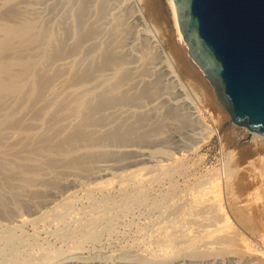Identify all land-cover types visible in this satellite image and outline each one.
<instances>
[{
  "label": "bare ground",
  "instance_id": "bare-ground-1",
  "mask_svg": "<svg viewBox=\"0 0 264 264\" xmlns=\"http://www.w3.org/2000/svg\"><path fill=\"white\" fill-rule=\"evenodd\" d=\"M107 1L108 0H100L99 3H97V12L94 18L98 21L97 18L101 14V16H103V14L106 13L105 11L110 10V12L106 14L110 16L113 23L111 27L113 28L111 29L109 27V34H107L108 36H106V39H103L104 41L102 40L100 43H94L96 48L95 57L97 58V61L94 58L95 63L90 64L91 60H88L89 63H87V61L84 62L85 59H83L84 55L87 53L92 54L91 52L86 53L85 50L88 51V47L84 48V55L82 54L84 42L93 41L99 33H102L101 29L106 27L102 26L101 29L99 28V25L105 24L106 21L100 24H95V20H93V22L89 20V23L91 22V24L89 25L87 23L89 26L86 25L85 20L87 18L89 19L88 16L93 14V12L87 14V11L85 13V9L86 6L88 8V3H91L92 1L79 0L78 5L80 4V7L78 6V10L76 11L74 9L76 12H73L75 13L73 14V25L69 23L70 20L67 22V24L69 23L67 27V25L62 26V21L61 23H58L55 20H51L52 18L49 19L50 21H47L46 19L48 17L45 19L44 14H35L37 12L35 11L36 8L34 9L33 3L42 5V1L0 0V215L7 214V216H10L8 214L9 208L7 205L8 203L13 202V210L11 209L12 214L14 215L15 213L17 216L15 219L16 222L13 224L15 225L13 226L15 229H17L18 225L30 221L35 222L38 220L37 222L43 221L44 223L46 219L53 217L51 214L56 216L54 211L59 213L57 218L59 219V222L62 221L63 217H68L64 216V212H66L64 209L66 210L67 207H72L71 205V207L68 205L70 204V200H72L71 198L73 197L74 190H69L66 194L61 196L52 207L41 210L40 214L36 216H33V213H23L21 211L24 208L26 209V207V211L29 210L30 207L33 206L32 203L35 199L36 202L39 200L37 202L38 205H41V203H46L47 205L49 201L43 199V197H48L46 193H54V191L51 187L47 186L48 188H45L46 184H53V187H55V184L59 183L56 179L63 175L67 178L74 176V179L71 178L73 180L72 183H77L76 179L91 178L92 181L87 183L81 181V183L86 185L88 191H96V189L108 190L106 188L116 180L119 183L118 189L121 191H124L123 189H125L130 183L141 188L145 183H153L155 180L167 175L171 165L169 159L176 160L180 158V155L183 154L182 150L184 149L181 150L182 152L180 155H177L176 152H168L162 150L163 148L150 150L138 145H136L138 147H135L134 145L137 142L145 144L147 141H150L149 138L151 135L153 136V134L162 130V127L169 124L166 122L169 117V121L176 122L173 123V125L176 124V127L174 126L175 129L172 127L174 130L170 131L169 136L167 135L166 141H173L174 144L177 143L178 145H182L185 142V138H187L186 140H191V138L205 140V138L211 136L213 130L209 128L210 125L206 122L200 94L196 90L193 80L188 78L194 75L193 72L186 67L180 69L177 66L176 57L174 58L172 55L166 53L161 47L158 24L159 12L157 10H155V12L149 11L146 5H143L144 0H125L127 3L121 11H118V9L112 11V9H114L110 8L112 4L109 7L110 9H106V4L108 5V3H106ZM148 1L153 4V6L156 3L155 0ZM55 3L56 1L49 7L52 8V6H56ZM63 3L65 4V2ZM93 3L94 2L91 4ZM168 3L175 35L177 40L180 43H183L184 40L179 29L174 1L168 0ZM91 4L89 7L93 6ZM53 10L54 9H52V11ZM48 12L51 13V11ZM40 13H43V11ZM97 13L98 17L96 16ZM85 14H87V18H85ZM64 17L65 19L66 17L68 18L67 15H64ZM64 17L63 21L65 22L68 19L64 20ZM105 17L103 16V19ZM101 18L99 17L98 19ZM63 25H65V23ZM64 33L69 34V36H71L70 38H73L71 44L68 43V39H66L69 38L67 37L68 35L65 36ZM103 36L104 35L101 37ZM98 41H100V39H98ZM91 44L93 46V43H90L89 45ZM89 49V51H91L94 47L90 46ZM90 54H87V56ZM127 55L130 56V58ZM164 79L167 80V82L165 81L166 87H163L162 85L161 87L159 84L162 83V80ZM164 104H166L164 108L166 112L163 111L161 114H166L163 117L161 115L163 121H160V119L159 121L156 119L158 122L150 121L153 119L150 115H152L156 109L158 110V108L160 109V107L164 106ZM141 109H144L145 111H141ZM159 116L157 115V118ZM171 119L175 120L173 121ZM110 124L111 126L108 127ZM104 127L107 129L103 130L102 128ZM247 131L251 134L253 139L258 138V140H262L264 143L263 134L250 130ZM183 133H186V135H182ZM198 140L193 141L197 142ZM157 144L158 143H154V145ZM144 146L146 147V145ZM197 146L199 147V145H195V147ZM188 150L185 152L187 153ZM128 151L132 153V157L126 163L120 158H117L118 156H122L125 159V156H128ZM159 152L163 153L164 156L167 155L166 157L168 158L155 159V154ZM227 168L228 167H226V169ZM228 169L229 175L227 176V179L230 178L232 171L231 168ZM169 174L170 175L168 176H171V172ZM205 174H207V172ZM168 176L166 177L167 179ZM206 177H204V180ZM200 180H202V177L198 181ZM229 180L230 179H228V181ZM198 181L195 182L197 185ZM221 182V175L219 174H215L209 178L207 177L204 183L201 184L199 182L201 185H198L199 188H195L197 191H194L195 193L193 192L194 194L192 197V203L195 207L207 208L206 211H208V209L211 211L212 209L214 215L213 213L209 215H212L214 218L213 223L206 225L205 228H201L195 233V231L192 230V227L194 226H183L179 224L180 226L178 225V227L175 225L176 223L174 224L172 222L173 224L170 223L172 228H170L168 226L169 224L165 221L166 216L164 217L163 215V220L165 221L164 224L169 228L166 227L163 231L161 234L162 238H158L154 243L152 242L151 245L145 247L144 250L150 253L153 257V259L150 257V260L146 261L147 263L155 264L161 261V259L166 260L169 258L170 260L171 258L176 257L174 262L162 264H194V261L192 262L187 256H178L179 250L182 247L178 248L177 245L179 244L178 246H181V243L184 246H192L204 240V244H211L213 249L217 247L214 246V244L218 245L219 251L225 249L222 256L219 254H213L211 258H208V263L264 264V261L260 260L257 253L251 250L247 238L241 236V233L237 230H234V233H229L231 217L223 210L219 202L220 191L218 188ZM43 185H45L44 188L41 187ZM147 185L149 186V184ZM197 185H195V187H197ZM191 190L193 191L194 189ZM125 192L128 193L127 191ZM52 193L50 196H54ZM133 193L138 192L133 191ZM139 193L141 194V192ZM146 194L144 196H146ZM131 195L133 196V194ZM115 196L117 197V195ZM135 196L133 199L136 198ZM137 196L139 197V195ZM183 196L184 195H182V197ZM87 197L85 199H88ZM121 197L119 201L122 200ZM100 198H102V196ZM106 198H108V196ZM77 199L79 198L77 197ZM148 199H146V201ZM185 199L186 198H184L182 202ZM74 201H76V199ZM94 201H96V199H94ZM97 201L101 202V200ZM105 201L103 202L104 205L108 204ZM122 204L123 203L120 205ZM187 204H185V206ZM189 206L187 209H184L191 210L188 209ZM154 207H156V205ZM177 207L179 208L178 205ZM81 208H84V206L80 207V209ZM165 208L167 209V206H165ZM72 209H74V207L70 209V212H72ZM93 209L95 211L94 207ZM108 209L107 211H109ZM159 209H157V211H161ZM184 209L180 210V214L184 213L181 212L182 210L184 211ZM52 211L54 213H52ZM87 211L88 210H86V212ZM118 211L120 210L118 209ZM67 212H69V210ZM73 212L75 213L78 211L75 210ZM174 212L172 211V213ZM83 214L84 213H82V215ZM66 215H68V213ZM169 215L174 218L171 212ZM190 215L191 214L189 213V216ZM81 216L76 217L77 219H80ZM176 216L175 219H178L179 217ZM113 217L115 218V216ZM57 219L55 220L58 221ZM93 219H90L92 223ZM113 219H111V221ZM153 219L154 218L150 220L153 222ZM74 221L77 220L75 219ZM84 221H86V219ZM161 221L162 219L158 221V223ZM37 222L35 224L38 225ZM59 222L57 225H59ZM81 223L79 225H83L82 227L85 228V224ZM92 223L90 224V228L91 225H93ZM86 224H88V222ZM160 224L159 227L161 228L162 226L163 229V221L161 226ZM74 226L75 225H73V228ZM96 226L92 227L94 228ZM10 227L12 228V226ZM75 227L77 228V226ZM80 228L81 227H79V231ZM222 230L224 231V234L221 237H219L220 235H215V232L219 231L220 233ZM8 231L1 230V233H7ZM35 231L33 232L34 234L37 232ZM45 231L42 232L44 233ZM146 231L148 232V230ZM223 231L221 233H223ZM97 232L98 231H96V234H90L93 232L87 233L88 235L95 236L97 235ZM161 232L162 231H159L158 229V232L156 233ZM149 233H151V231ZM64 234H66V232ZM81 234H83V236L85 235V233ZM214 235L219 238L215 240L213 238ZM16 236L18 235L16 234ZM16 236L14 235L15 238ZM31 236L33 235L31 234ZM91 236L88 238H91ZM34 237H36V235ZM86 238L87 237L84 239L86 240ZM177 238L180 239H178L180 243L176 242ZM141 239L142 238H140V240ZM32 240H34V238ZM23 241H25V244H29L25 239ZM30 242L33 244V241ZM75 245L77 246V244ZM75 245L73 249L74 251ZM71 246H73L72 243ZM18 247L16 246L14 249L20 250ZM34 247L36 246L34 245ZM51 247L52 246H50V248ZM206 248H209V245L208 247L206 246ZM56 249H58V247ZM15 251L16 250H14V252ZM194 251H192V253H194ZM56 252H54L53 255ZM51 253L52 252L48 255L51 256ZM59 253L61 254L60 251ZM258 253L262 252L258 251ZM31 255L33 256V253ZM128 255L126 254V257ZM49 256L48 258H50ZM38 257L39 256L37 255V258ZM28 258L31 257L28 255ZM37 258L34 259V262H30H33L34 264L43 263V260L40 261L37 260ZM69 261L70 260L65 259L60 264H66ZM18 262L19 261H17V263ZM27 262L29 263V261Z\"/></svg>",
  "mask_w": 264,
  "mask_h": 264
},
{
  "label": "rangeland",
  "instance_id": "rangeland-1",
  "mask_svg": "<svg viewBox=\"0 0 264 264\" xmlns=\"http://www.w3.org/2000/svg\"><path fill=\"white\" fill-rule=\"evenodd\" d=\"M35 1L38 2V0H35ZM39 1L40 2L42 1L41 4L43 3L44 5L42 4L43 5L42 6L38 3H35V4L33 3L34 9L36 8L35 11L37 12V13L34 12L35 14H44L45 16L44 15L43 16L45 17V19L48 17L46 19L47 21H50L49 19H51V18H52L51 20H55L58 23H61V21H62L63 22V23H61L62 26L67 25V27H68L69 23L73 25V22H74L73 14H75L73 12L75 10L77 11L78 8L80 7V4L78 5L79 0H39ZM55 1L57 3V4L55 3L56 6H52V8L49 7ZM91 1L94 3L91 4L92 3ZM99 1L100 0H90L91 3H88V8L86 6L87 10L85 9V13H86V11H87V14H89L90 12L91 13L93 12V14L88 16L89 19L87 18V14H85L86 15L85 18H87L86 19L87 21L85 20L86 25H87V23L90 25L91 22H93V20L96 21L94 16L97 12L96 6H97V3H99ZM120 1L121 0H118V1L117 0H111V2H110V0H108L106 2V3H108V5L106 4V6H107L106 9L114 8V9H112V11L117 10V9H118V11H121L124 8V6L126 5L127 1H125V0H122L121 2ZM124 1H125V3H124ZM63 2H65V4ZM155 2L156 3L153 6V4H151L148 0H146V1L144 0L143 5L144 6L146 5V7L151 12H155V10H157L159 12V23H158L159 24V35H160L159 40L161 42V47L163 48V51L172 55L174 58L176 57L177 66L180 69L186 67L193 72L194 75L191 77H188V78L193 80L194 85L196 87V90L200 94V99H201V103H202L203 113H204V116L206 117L205 118L206 122L210 125L209 128L213 130L211 133V136L209 138H205L206 141L204 139H203L204 141L200 140V139L198 140V138H195V139L191 138V140H186L187 138H185V142L182 144V145L185 144L184 146H182L181 144L178 145L175 142L177 144L176 145V144H174L173 141L172 142L166 141L167 135L169 136L170 131H173L175 129L174 126L176 125V124L173 125V123H176L174 121L175 119H171L174 121V122H171V121H169L170 120V117H169L168 121H166L167 123H169L168 124L169 126L166 125L165 127H162L163 128L162 130H159L158 132L153 134V136L151 135L149 138L150 141L146 142L149 145L146 144L145 142H144L145 144L137 142L134 146L135 147L142 146L143 148H147L150 150H155L156 148H160V149L163 148L162 150H165L168 152H176L177 155H180V153L183 151V154L180 155V158H178L176 160H174V159L170 160L169 159V162L171 163V165H170L171 168L169 167V173L171 172V176H168V175H170L168 173L164 177L159 178L158 180H155L154 182H156V183H154V182L153 183L152 182L145 183L144 186L141 188H143V189L145 188L147 190H145V189L143 190L140 187H138V186L136 187L134 184L130 183L127 185V187L125 189H123L124 191H121L118 189L119 183L116 180V181L112 182V184L108 188H106L108 190L96 189V191L91 190L92 191L91 192V191L87 190L86 185L84 183H81V181L85 182V183L90 182V181H92L91 178L76 179L77 183H72L73 180L71 178L74 179V176L67 178L63 175L60 178L56 179V181L57 180L59 181V183L55 182L57 184V187H56L55 183H54L55 187H53V184L52 185L46 184L45 188L51 187V189L54 191V193L51 192L52 195H54V196H50L51 193L48 192V193H46V195L48 197H46V196L43 197V199L49 201V203L47 205H46V203L39 202V203H41V205L44 204V205H42L43 206V208H42V206L40 204H39L40 206L37 204V202L39 200L36 202V199H35V201H33V203H32L33 206L30 207V209L28 208L29 210L26 211L27 207H26V209L24 208L21 210L23 213L30 212V213H33V216H36V215L40 214L41 210H43L45 208L52 207V205H54V203L56 201H58L61 198V196L66 194L69 190H74L73 197L71 198L72 200H70V204L68 205L69 207L72 206L71 208L74 207V209H72V212H70L71 208L67 207L66 210L64 209V211H66V212H64V216H68V217H63L62 221H60V222H59V219H57L59 216L58 215L59 213H57V211H54L56 213L55 214L56 216L51 214V216H53V217L50 219H46L44 221V223H43V221L37 222L38 220L35 222L30 221V222H27L28 224L24 223V224L18 225L19 229L16 226L17 229H15L13 227L15 225H13V224L16 222L15 219L17 216L15 213H14V215L12 214L13 202L8 203V205H7V207L9 208L8 214L10 216H7V214L0 215V229L2 228L1 229L2 231H8L9 230L7 233L6 232L1 233V230H0V233H1L0 234V240H1L2 236L5 235V236H3L2 240L0 241V264H24L27 261H29V263L27 262L25 264H32L34 262V259L37 258V255L39 256L37 258V260H40V261L43 260L42 261L43 263H40V264H47V263H49V264H60L65 259L70 260L66 264H98V263L99 264H140L141 262H143L141 264H152V263L146 262V261L150 260V257H151V259H153V257L150 253H148L144 249L146 246L151 245L152 242L154 243L158 238L159 239L162 238L161 234L166 229V227L172 228L170 223H172V222L174 224L176 223L175 224L176 226H178L179 224L183 225V226H191V227L194 226L195 228L192 227V230H194L195 233L198 230H200L201 228L202 229L205 228L206 225L213 223L214 218L212 217V215H209L212 213L214 215V212L212 211V209H211V211H210V209H208V211H206L207 208L195 207L192 203V197H193V194L195 193L194 191H197V189H195V188H199V186L205 182L207 177L209 178L215 174L221 175V180H222V182L218 188L220 191V201L219 202H220L223 210L225 212H227V214H229V216L231 217V223H230L231 227H229V229H230L229 233H234L235 232L234 230L239 231V233H241V236L248 239L249 246H250L251 250L254 251L255 253H257V255L261 261H264V155H263L264 154V143L262 140H258V138L253 139V137H251V134L248 133V131H247L248 129L245 128V126L237 125L236 123H234L232 121V118L229 115L227 109L218 99L216 92H215V89L213 88L212 84L210 83V80L203 74L201 69L197 66V64L188 55L185 43L184 42L180 43L177 40L173 25H172L173 22H172V19L170 16V8H169L168 0H155ZM90 4L93 6L89 7ZM110 5H111V7H110ZM119 6H120V8H119ZM37 8H39V9H37ZM48 9H50V10H48ZM52 9H54V10L52 11ZM89 9H90V11H89ZM92 9H93V11H92ZM39 11L40 12L43 11V13H40ZM48 11H51V13ZM68 11H69V13H68ZM105 12L109 13L110 10L105 11ZM105 14H103V16L104 17L106 16L107 18L105 17L104 19H103V16H101L102 14L99 16L100 18L102 17L101 19H98L99 18L98 13L96 15L98 17V18L96 17L98 21H96L95 24H100V23H103L104 21H106L105 24L99 25L100 29L102 28V26L103 27L106 26L104 29H101L102 33H99L100 35L98 34V36H96V38L93 41L84 42L82 54L84 53L83 52L84 48H87V47H88V51L85 50L86 53L87 52L92 53V54L87 53V54H90L88 56H87V54L86 55L83 54L84 55L83 59H85L84 62L87 61V63H89L88 60L89 61L91 60L90 64L95 63L94 58L97 61V58L95 57L96 56V54H95L96 48L94 46V43L95 42L100 43V42H102L103 39H106L107 38L106 36H108L107 34H109L108 33L109 27L111 29L113 28V27H111L113 25V23H112L110 16L108 14H106V15ZM64 15L68 16V18L66 17V19H68V20L65 19ZM63 17H64V20H66L65 22L63 21ZM89 20L91 21L90 23H89ZM107 20H108V22H107ZM68 21H70V22L67 24ZM64 23H65V25H63ZM72 25H70V26H72ZM89 25H87V26H89ZM109 32H110V30H109ZM102 35H104V36L101 37ZM65 36L69 37L66 39H68V43L71 44L73 41V38H70L71 36H69V34H65ZM98 39H100V41H98ZM90 43H93V46H92V44L89 45ZM90 46L94 47V49H93L94 52L92 49H91V51H89ZM96 46H97V44H96ZM125 51H126V49H125ZM82 54H81V56H82ZM91 57H92V59H91ZM97 57H98V55H97ZM128 57L130 58V56H128ZM162 78H164V77H162ZM165 81L167 82V80H165V79L162 80V83H160L159 85L160 86L162 85L164 87L166 85ZM165 105L166 104H164V106L160 107V109L158 108V110L156 109L154 111L155 116H154V112L152 114L153 116L150 115V117L153 118L150 121L158 122L159 119H160V121L161 120L163 121L162 117L165 116V114H166L165 113L166 110H164ZM143 110L141 109V111H143ZM163 111H165L164 112L165 114H161V113H163ZM157 115L158 116L160 115V116L157 118ZM161 115H162V117H161ZM165 118H167V117H165ZM156 119H158V121ZM165 120H167V119H165ZM152 122H150V123H152ZM170 123L172 126L170 125ZM110 126H111V124L108 125V127H110ZM172 127L174 129H172ZM102 129L104 130L107 128L104 127ZM184 134L186 135V133H183L182 135H184ZM188 139H189V137H188ZM192 139L198 140L199 142L198 141L194 142ZM193 142H194V144L192 145ZM154 143L155 144L158 143V144L154 145ZM136 145H138V146H136ZM144 145H146V147ZM175 145H176V147H175ZM195 145H199V147L198 146L195 147ZM150 146H153V147H150ZM187 148L188 149L191 148V149L188 150ZM182 149H184V150L186 149L185 151L188 150V152L186 153ZM127 155L128 156H125V159L122 156H118V157L116 156V157L120 158L121 160H123V162L126 163L132 157V153H130L128 151ZM155 155H156L155 159H157V158L158 159L159 158H168V157H166L167 155L164 156L163 153H160V152L156 153ZM126 157H128V158H126ZM226 167L231 168V170H232L231 174H230V178H228V179H230L229 181L227 179V176L229 175V169L228 168L226 169ZM172 170H173V172H172ZM206 172H207V174H205ZM225 173H226V176H225ZM167 176H168V179L166 178ZM203 176L204 177L207 176L205 178V180H204ZM62 177H65V178H62ZM201 177H202V180L198 181ZM36 181H34V182H36ZM53 181H55V180H53ZM196 181H198L199 186L195 183ZM147 184H149V186ZM195 185H197V187H195ZM44 186L45 185H43L41 187L44 188ZM69 186H71V187H69ZM133 186H134V188H133ZM151 187H152V189H151ZM192 187H194V188H192ZM61 189H63V190H61ZM191 189H194V190L192 191ZM125 191H127L128 193H126ZM133 191L138 192V193H133ZM147 191H148V193H147ZM119 192H121L122 194ZM139 192H141V194ZM185 193H186V195H185ZM91 194H94V195H91ZM125 194H127V195H125ZM131 194H133V196ZM145 194H146V196H144ZM89 195H90V197H89ZM115 195H117V197ZM137 195H139V197ZM182 195H184V196L182 197ZM99 196L100 197L102 196V198H100ZM107 196H108V198H106ZM134 196L136 197L135 199H133ZM148 196H150V197H148ZM151 196H153V197H151ZM188 196H189V198H188ZM77 197L79 199L80 198L81 199L79 200V199H77ZM86 197L88 199H85ZM120 197L122 198L121 201H119ZM127 197H129V198H127ZM137 197H138V199H137ZM131 198L133 201L131 200ZM184 198H186V199L188 198V199L187 200L185 199L182 202V200ZM73 199L74 200L76 199V201H74ZM94 199H96V201H94ZM106 199H109V200H106ZM146 199H148V200L146 201ZM190 199H191V202H190ZM97 200H101V202H98ZM104 201L108 204L104 205V203H103ZM113 202H115V203H113ZM121 203H123V204L120 205ZM179 203L182 205H180ZM114 204H116V205H114ZM157 204H158V206H157ZM185 204H187L188 206L190 205L192 208L189 206L188 209H191V210H186L188 206L187 205L185 206ZM155 205H156V207H154ZM177 205L179 206L180 209L177 207ZM83 206H84V208L80 209V207H83ZM160 206H162V207H160ZM165 206H167V209L165 208ZM93 207L95 208V211H94ZM153 207H154V210H153ZM159 207H160V209H159ZM77 208H79L80 210ZM97 208L100 209L101 211L98 210ZM108 208H111V209H108ZM156 208L161 210V211H157ZM184 208H186V209H184ZM67 209L69 210V212H67L68 211ZM96 209H97V211H96ZM107 209L109 211H107ZM118 209L120 211H118ZM181 209H184V211L182 210L181 212H184L185 214L184 213L180 214ZM75 210L78 212L74 213L73 211H75ZM86 210H88L90 212H88V211L86 212ZM24 211H26V212H24ZM162 211H164V212H162ZM172 211L173 212L175 211L176 213H178L179 215H182V216H179L178 214H176L174 212L175 216L178 215L176 217H179L178 219H175L174 213H172ZM54 212L52 211V213H54ZM160 212H161V214H160ZM170 212H171V214H173L174 218H172L171 215H169ZM67 213H68V215H66ZM82 213H84L85 215L84 214L82 215ZM115 213H116V215H115ZM189 213L191 214L190 216H189ZM97 214H99V215H97ZM96 215H97V217H96ZM163 215H164V217L165 216L167 217V215H168L167 220L168 219L169 220L167 221L166 217H165V221L167 224H169L168 225L169 227L166 226V224H164L165 221L163 220L164 219ZM201 215H203V216H201ZM3 216H5V217H3ZM76 216L77 217L81 216V218L77 219ZM113 216H115V218ZM157 216H158V218H157ZM199 216H200V218H199ZM210 216H211V218H210ZM93 217H94V219H93ZM3 218H5L7 220H5ZM53 218L57 219L58 221H56ZM152 218H154L153 222H152V220H150ZM196 218H198V219H196ZM64 219H65V221H64ZM70 219L73 221H71ZM75 219L77 221H74ZM85 219H86V221H84ZM90 219L91 220L93 219V223ZM95 219H97V220H95ZM111 219H113V220L111 221ZM161 219H162L163 225H164L163 229L161 226L162 221L160 222L161 224L158 223V221H160ZM172 219L177 220V221H173ZM49 220L50 221L52 220V221L50 222ZM78 220H80V221H78ZM148 220H149V222H148ZM170 220H172V221H170ZM181 221H183V222L180 223ZM32 222H34V223H32ZM36 222L38 223V225L35 224ZM58 222H59V225H57ZM69 222H70V224H69ZM87 222H88V224H86ZM39 223H40V225H39ZM80 223L81 224L84 223L86 227L84 226L85 228H83L82 227L83 225L82 226L79 225ZM91 223L93 224V225H91L92 230L90 228ZM108 223H110V224H108ZM49 224H50V226H49ZM54 224H55V226H54ZM152 224L155 226H153ZM159 224H160L161 228L159 227ZM73 225L77 226L78 229L75 226H74V228H75L74 229ZM144 225H145V227H144ZM10 226H12V228ZM33 226H35V227H33ZM36 226H37V230H36ZM92 226H96V227L93 228ZM196 226L199 229H197ZM209 226H211V225H209ZM79 227H81L80 231L83 229L81 232L79 231ZM3 228H5V229H3ZM64 228H65V230H64ZM39 229H41L42 231L46 230L47 232L48 231L49 232L47 233L45 231L43 233ZM60 229H61V231H60ZM93 229H94V231H93ZM154 229H155V231H154ZM158 229H159V231L161 230L162 232L156 233V232H158ZM50 230L52 233L50 232ZM146 230H148V232ZM34 231L36 232V234L33 233ZM96 231H98L97 235H95V236L92 235L93 236L92 237L90 234H96ZM150 231H151V233H149ZM222 231H220V233H219V231L215 232V235H218V236L220 235L219 237H221L224 234V231H223V233H221ZM65 232H66V234H64ZM87 232L88 233L93 232V233H90L88 235ZM55 233L56 234L58 233V234L56 235ZM60 233H61V236H60ZM69 233H72V234H69ZM81 233H85V235L83 236V234H81ZM16 234L18 236H16ZM31 234L33 236H31ZM14 235L16 236V238L14 237ZM35 235H36V237H34ZM43 235H44V237H43ZM63 235H65V236H63ZM215 235L213 238L216 240L219 237L215 236ZM70 236H72V237H70ZM90 236H91V238H88ZM85 237H87L88 239L86 238V240H85L84 239ZM33 238H34V240L36 238V240L35 241L32 240ZM140 238H142V239L140 240ZM24 239L27 242H29V244L28 243L25 244V241H23ZM178 239L179 238H177V241L176 240L175 241L180 243V241H178ZM80 240L81 241L83 240V241L81 242ZM30 241H33V244ZM38 242H39V244H38ZM48 243H50V244H48ZM71 243L73 246H71ZM82 243H84V244H82ZM75 244H77L78 247ZM28 245H30V246H28ZM34 245L37 248L34 247ZM74 245H75V251L73 250ZM178 245H177L178 248L182 247L179 250L178 256H182V257H183V255L187 256V258L191 259L192 262L194 261V264H211V263H208V258H211L213 256V254H219L222 256V254H224V252H225V249H222L219 251L218 245H216V244H214V246H217V247H215V249L212 248L211 244H207V243L204 244V240H202L201 242H199L195 245H192V246H190V245L184 246L181 243H180L181 246H178ZM208 245H209V248H206V246L208 247ZM16 246L17 247L19 246L18 249H20V250L14 249V248H16ZM41 246H42L43 250L41 249ZM43 246H44V248H43ZM50 246H52V247L50 248ZM57 247L59 250L56 249ZM191 247H193V248H191ZM194 249H195V251H194ZM14 250H16V251L14 252ZM51 250H53V251H51ZM59 251L61 252V254L62 253L63 254L61 255L59 253ZM133 251H134V253H133ZM192 251H194V253H192ZM258 251H261L262 253H258ZM24 252L27 254H25ZM50 252H52L51 256H49ZM54 252H56V253L53 255ZM32 253H33V256L31 255ZM58 253H59V255H58ZM126 254L127 255L129 254L128 255L129 257L128 256L126 257ZM28 255L31 258H28ZM57 255H58V257H57ZM40 256H42V257H40ZM48 256L50 258H48ZM54 256L57 258H55ZM122 256L123 257L125 256V257L123 258ZM22 258H24L26 260H24ZM27 258H28V260H27ZM175 259H176V257H173L170 260H169V258H167L166 260L161 259V261H159L158 263H155V264H162V263H169V262L172 263V262H174ZM98 260H100L101 262ZM17 261H19V262L17 263ZM30 261H33V262H30ZM186 264H193V263H186Z\"/></svg>",
  "mask_w": 264,
  "mask_h": 264
},
{
  "label": "water",
  "instance_id": "water-1",
  "mask_svg": "<svg viewBox=\"0 0 264 264\" xmlns=\"http://www.w3.org/2000/svg\"><path fill=\"white\" fill-rule=\"evenodd\" d=\"M190 58L232 121L264 135V0H173Z\"/></svg>",
  "mask_w": 264,
  "mask_h": 264
}]
</instances>
